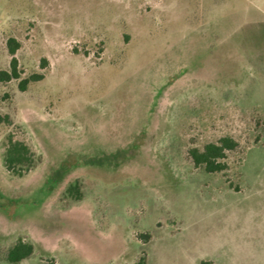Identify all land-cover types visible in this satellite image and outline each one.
<instances>
[{
  "label": "rangeland",
  "instance_id": "374dc122",
  "mask_svg": "<svg viewBox=\"0 0 264 264\" xmlns=\"http://www.w3.org/2000/svg\"><path fill=\"white\" fill-rule=\"evenodd\" d=\"M10 38L0 264H264V0H0V70ZM222 137L227 169L195 167Z\"/></svg>",
  "mask_w": 264,
  "mask_h": 264
},
{
  "label": "trees",
  "instance_id": "16d2710c",
  "mask_svg": "<svg viewBox=\"0 0 264 264\" xmlns=\"http://www.w3.org/2000/svg\"><path fill=\"white\" fill-rule=\"evenodd\" d=\"M18 42L12 38L7 41L8 53L11 56L9 70H0V83H7L14 79H19L18 62L14 54L18 48ZM41 75H31L21 79L18 84L20 91H24L30 82L41 79ZM7 116H0V125L9 124ZM237 147V142L232 138L222 137L216 143H207L201 150L191 148L188 150V157L195 167L202 166L207 173H219L227 169V165L222 160L227 151H232ZM34 160L28 147L19 141H14L10 137L5 145L3 156V166L7 172L21 176L33 166ZM33 253V246L21 240L17 241L7 252L6 259L9 263L15 264ZM53 264V263H51ZM135 264H145L144 258H140Z\"/></svg>",
  "mask_w": 264,
  "mask_h": 264
}]
</instances>
